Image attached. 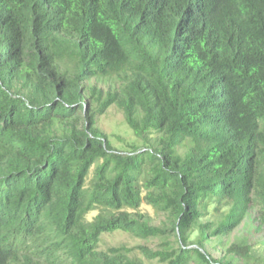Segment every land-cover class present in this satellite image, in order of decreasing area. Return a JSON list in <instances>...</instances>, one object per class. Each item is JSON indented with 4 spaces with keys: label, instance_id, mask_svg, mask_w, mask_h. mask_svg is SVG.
Wrapping results in <instances>:
<instances>
[{
    "label": "trees",
    "instance_id": "16d2710c",
    "mask_svg": "<svg viewBox=\"0 0 264 264\" xmlns=\"http://www.w3.org/2000/svg\"><path fill=\"white\" fill-rule=\"evenodd\" d=\"M111 105L140 145L111 144ZM252 211L264 0H0V264H240Z\"/></svg>",
    "mask_w": 264,
    "mask_h": 264
},
{
    "label": "rangeland",
    "instance_id": "374dc122",
    "mask_svg": "<svg viewBox=\"0 0 264 264\" xmlns=\"http://www.w3.org/2000/svg\"><path fill=\"white\" fill-rule=\"evenodd\" d=\"M98 126L102 128L107 134H109L108 139L111 144L118 150L128 149L127 143L140 145L141 141L135 136L132 129L125 122L123 114L120 109L115 105H111L105 113L99 116ZM121 136L122 140L118 138ZM151 211V210H150ZM153 221L155 223H161L165 220V214L162 212L159 214L151 212ZM254 212L252 211L228 236L224 237L226 245L230 242L240 239L247 238L248 243L252 247V252L250 255H247L242 258H236L240 264H264V229L260 228V231H257L258 222L253 219ZM196 231L192 233L191 237L195 235ZM160 240H150L147 244L152 248L158 247ZM127 244L129 246L136 245L140 243L137 238L132 237L129 234L116 232L113 234H106L103 237L102 246L107 245H116V244ZM216 246V240L210 239L206 242V247L209 252L215 256L219 257L222 255L223 251L220 250V247ZM225 246V245H224Z\"/></svg>",
    "mask_w": 264,
    "mask_h": 264
}]
</instances>
